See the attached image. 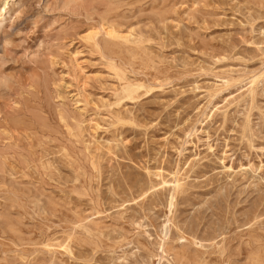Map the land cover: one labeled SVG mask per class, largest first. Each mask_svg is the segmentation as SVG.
<instances>
[{"label": "rangeland", "instance_id": "1", "mask_svg": "<svg viewBox=\"0 0 264 264\" xmlns=\"http://www.w3.org/2000/svg\"><path fill=\"white\" fill-rule=\"evenodd\" d=\"M4 7L0 264L264 257V0ZM111 28L139 46L118 45ZM91 32L100 51L84 41ZM129 84L143 86L133 99ZM91 220L93 235L76 230Z\"/></svg>", "mask_w": 264, "mask_h": 264}, {"label": "bare ground", "instance_id": "2", "mask_svg": "<svg viewBox=\"0 0 264 264\" xmlns=\"http://www.w3.org/2000/svg\"><path fill=\"white\" fill-rule=\"evenodd\" d=\"M75 1V0H74ZM8 14V11L5 9V7L1 10L0 9V28L2 27V24L5 20V16ZM94 30V29H92ZM105 31V29H103ZM105 34L111 38L112 40H114V42H116L118 45L120 46H130V45H135V46H139L140 42H141V38H139L138 36H136L134 33H121L118 32L116 30H114L113 28H111L108 31H105ZM98 35L99 32H91L89 33L86 37H84V41L91 46L92 48L100 51L101 50V45L99 43V39H98ZM160 36V35H159ZM111 64L113 65V68L117 71V73H119V69L117 68L118 66L115 64V62L113 60H111ZM233 77V76H232ZM234 78V77H233ZM262 79V78H261ZM258 78H253V80L251 81V88L249 89V94L251 96L254 95V91H255V87L258 83ZM237 81V80H236ZM142 85H126L123 89V97L127 98V99H133L134 96L137 94V92L142 88ZM237 88V87H236ZM239 94V93H238ZM63 120H68L70 119L67 115H61ZM124 122V121H123ZM126 122V121H125ZM245 124V123H244ZM246 126V124H245ZM78 133H81V130L78 129ZM88 131V130H87ZM79 137V134H78ZM78 142V141H77ZM80 143V142H79ZM75 146V144H74ZM83 151V150H82ZM81 151V152H82ZM82 154V153H81ZM80 155V154H79ZM78 155V156H79ZM41 167V166H40ZM43 170V169H42ZM81 174V173H80ZM83 175V174H81ZM84 177V175H83ZM86 177V176H85ZM88 178V177H87ZM86 179V178H85ZM91 181V180H90ZM170 185V190L172 191V197H171V202H173V200L175 199V195L177 193H179L182 189H183V185H181L180 180L178 178H174V180L169 184ZM6 193V192H5ZM12 193V192H11ZM147 194V193H146ZM16 197V194H15ZM19 197V196H18ZM53 200V199H52ZM100 200V199H99ZM52 203V202H51ZM55 204V203H54ZM57 210V209H56ZM36 214V213H35ZM99 214V213H98ZM87 219V218H86ZM101 221V220H100ZM49 222V221H48ZM100 227V226H99ZM76 230H79L81 233H83L84 235L87 236H91L93 235V233L98 230V226L94 221H88V222H84L81 221L78 223V225L75 226ZM74 235L72 237H70L69 242H73L74 240ZM164 239V238H163ZM125 242V241H124ZM128 243V242H126ZM165 242L163 243L162 247H161V251L163 254L165 255H169V250H167L165 248ZM66 249L68 250V252H71V248L70 246H67ZM45 250V249H44ZM107 251V250H106ZM29 253V252H28ZM27 254V253H26ZM49 254V253H48ZM29 255V254H28ZM93 259V258H92ZM251 264H264V257H262L260 254H255L251 257ZM49 263V262H48Z\"/></svg>", "mask_w": 264, "mask_h": 264}]
</instances>
